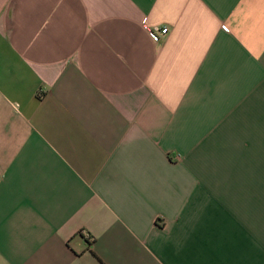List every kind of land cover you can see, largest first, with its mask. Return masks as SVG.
<instances>
[{"label":"crops","instance_id":"obj_1","mask_svg":"<svg viewBox=\"0 0 264 264\" xmlns=\"http://www.w3.org/2000/svg\"><path fill=\"white\" fill-rule=\"evenodd\" d=\"M0 264H264V0H0Z\"/></svg>","mask_w":264,"mask_h":264},{"label":"built area","instance_id":"obj_2","mask_svg":"<svg viewBox=\"0 0 264 264\" xmlns=\"http://www.w3.org/2000/svg\"><path fill=\"white\" fill-rule=\"evenodd\" d=\"M168 33V29L164 27H147V35L149 39L155 43H159Z\"/></svg>","mask_w":264,"mask_h":264}]
</instances>
